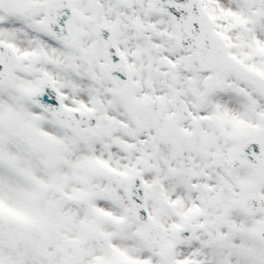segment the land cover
I'll use <instances>...</instances> for the list:
<instances>
[{
	"label": "snow or ice",
	"instance_id": "6c2138e0",
	"mask_svg": "<svg viewBox=\"0 0 264 264\" xmlns=\"http://www.w3.org/2000/svg\"><path fill=\"white\" fill-rule=\"evenodd\" d=\"M0 264H264V0H0Z\"/></svg>",
	"mask_w": 264,
	"mask_h": 264
}]
</instances>
